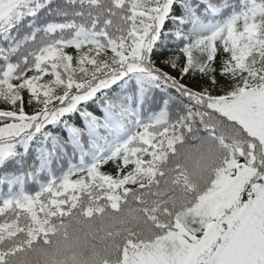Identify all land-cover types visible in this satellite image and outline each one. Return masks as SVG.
Wrapping results in <instances>:
<instances>
[{"label":"snow or ice","instance_id":"6c2138e0","mask_svg":"<svg viewBox=\"0 0 264 264\" xmlns=\"http://www.w3.org/2000/svg\"><path fill=\"white\" fill-rule=\"evenodd\" d=\"M122 213L97 264H264V0H0V264Z\"/></svg>","mask_w":264,"mask_h":264},{"label":"trees","instance_id":"16d2710c","mask_svg":"<svg viewBox=\"0 0 264 264\" xmlns=\"http://www.w3.org/2000/svg\"><path fill=\"white\" fill-rule=\"evenodd\" d=\"M128 227L147 230L148 225L141 217H128L124 213L115 219L105 217L83 225L74 223L68 240L59 238L50 246H40L43 251L28 253L29 264H53L54 261L56 264H97L100 257L111 251L112 240L106 233Z\"/></svg>","mask_w":264,"mask_h":264}]
</instances>
